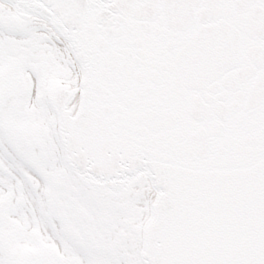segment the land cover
Segmentation results:
<instances>
[{
  "label": "snow or ice",
  "instance_id": "1",
  "mask_svg": "<svg viewBox=\"0 0 264 264\" xmlns=\"http://www.w3.org/2000/svg\"><path fill=\"white\" fill-rule=\"evenodd\" d=\"M0 264H264V0H0Z\"/></svg>",
  "mask_w": 264,
  "mask_h": 264
}]
</instances>
